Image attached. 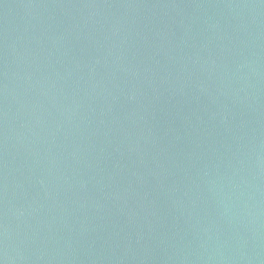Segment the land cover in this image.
I'll return each mask as SVG.
<instances>
[{"label":"water","instance_id":"95a60500","mask_svg":"<svg viewBox=\"0 0 264 264\" xmlns=\"http://www.w3.org/2000/svg\"><path fill=\"white\" fill-rule=\"evenodd\" d=\"M0 264H264V0H0Z\"/></svg>","mask_w":264,"mask_h":264}]
</instances>
